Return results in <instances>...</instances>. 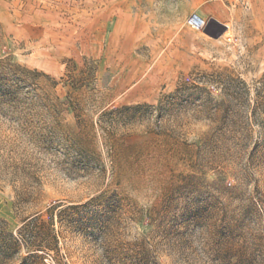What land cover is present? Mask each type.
<instances>
[{
    "label": "rangeland",
    "instance_id": "obj_1",
    "mask_svg": "<svg viewBox=\"0 0 264 264\" xmlns=\"http://www.w3.org/2000/svg\"><path fill=\"white\" fill-rule=\"evenodd\" d=\"M0 63V264H264V0H0Z\"/></svg>",
    "mask_w": 264,
    "mask_h": 264
},
{
    "label": "trees",
    "instance_id": "obj_2",
    "mask_svg": "<svg viewBox=\"0 0 264 264\" xmlns=\"http://www.w3.org/2000/svg\"><path fill=\"white\" fill-rule=\"evenodd\" d=\"M4 68L1 66L0 63V103L1 102H7L12 101L16 102L19 101V99L23 98L25 100H28L31 96V85L29 84L26 75L23 72H20L19 70L10 69L9 72L3 73ZM210 83H221L218 79L215 81H210ZM187 89H194L196 92H204L208 91L206 87H203L200 84H188L185 82L182 85V88L178 89L175 93L166 96L165 101L166 103H163L165 101H160V104L158 106H147V105H136V106H123L121 108L113 110L111 114H117L120 117H126L128 119H134L138 115H142L143 110H147L150 108H153L155 110H166L169 107H172L176 104V102L180 99L178 97L182 96L184 92H186ZM187 101V100H186ZM38 222V219H35L31 221L29 224ZM29 224H25L22 228L20 234L22 236V233L25 232V229L29 227ZM37 227V226H36ZM21 239V238H20ZM22 239L24 237L22 236ZM22 242V240H20ZM18 241V243L20 242Z\"/></svg>",
    "mask_w": 264,
    "mask_h": 264
}]
</instances>
